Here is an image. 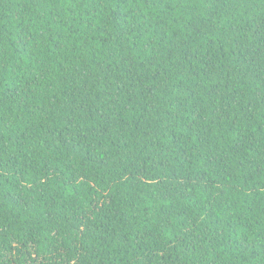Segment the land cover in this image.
<instances>
[{
  "label": "trees",
  "instance_id": "1",
  "mask_svg": "<svg viewBox=\"0 0 264 264\" xmlns=\"http://www.w3.org/2000/svg\"><path fill=\"white\" fill-rule=\"evenodd\" d=\"M0 264H264V0H0Z\"/></svg>",
  "mask_w": 264,
  "mask_h": 264
}]
</instances>
